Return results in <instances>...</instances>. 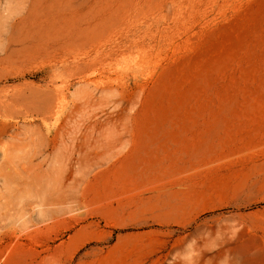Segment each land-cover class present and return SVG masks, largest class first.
Returning <instances> with one entry per match:
<instances>
[{"label": "rangeland", "instance_id": "1", "mask_svg": "<svg viewBox=\"0 0 264 264\" xmlns=\"http://www.w3.org/2000/svg\"><path fill=\"white\" fill-rule=\"evenodd\" d=\"M0 264H264V0H0Z\"/></svg>", "mask_w": 264, "mask_h": 264}, {"label": "bare ground", "instance_id": "2", "mask_svg": "<svg viewBox=\"0 0 264 264\" xmlns=\"http://www.w3.org/2000/svg\"><path fill=\"white\" fill-rule=\"evenodd\" d=\"M48 33H49V32H48ZM50 37H51V36H50ZM45 39H46V38H45ZM45 39H44V40H45ZM49 39H50V38H49ZM245 39H246V38H245ZM33 40L37 42L38 39H37V37H35V39H33ZM50 42H51V41H50ZM232 50H234V49H232ZM209 79H210V78H209ZM55 108H56V107H55ZM57 108H58V107H57Z\"/></svg>", "mask_w": 264, "mask_h": 264}]
</instances>
